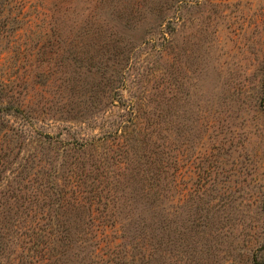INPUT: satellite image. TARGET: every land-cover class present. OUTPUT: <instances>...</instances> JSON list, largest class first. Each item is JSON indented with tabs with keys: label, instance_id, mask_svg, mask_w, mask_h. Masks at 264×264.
Segmentation results:
<instances>
[{
	"label": "rangeland",
	"instance_id": "1",
	"mask_svg": "<svg viewBox=\"0 0 264 264\" xmlns=\"http://www.w3.org/2000/svg\"><path fill=\"white\" fill-rule=\"evenodd\" d=\"M0 264H264V0H0Z\"/></svg>",
	"mask_w": 264,
	"mask_h": 264
}]
</instances>
